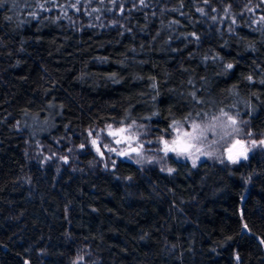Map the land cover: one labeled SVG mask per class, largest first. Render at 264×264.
Listing matches in <instances>:
<instances>
[{
  "label": "trees",
  "instance_id": "1",
  "mask_svg": "<svg viewBox=\"0 0 264 264\" xmlns=\"http://www.w3.org/2000/svg\"><path fill=\"white\" fill-rule=\"evenodd\" d=\"M263 139L264 0H0V264H264Z\"/></svg>",
  "mask_w": 264,
  "mask_h": 264
},
{
  "label": "snow or ice",
  "instance_id": "2",
  "mask_svg": "<svg viewBox=\"0 0 264 264\" xmlns=\"http://www.w3.org/2000/svg\"><path fill=\"white\" fill-rule=\"evenodd\" d=\"M41 7H43V5H41ZM228 68H231L232 65L229 64L227 66ZM249 79H251V77H249ZM223 116L227 117L226 121H222L219 124L217 123H212L209 125H206L204 127H202L200 124H196L193 123L191 126V131H185V132H180L179 135L177 136V138L175 140L172 141L171 146H169L167 141H164V148L163 151L165 153V155H167L169 152H175L178 155H188L191 156V149L192 148H196L197 152H200L201 149L199 147H196L195 142L201 140L202 138L205 137L206 133H213L215 134V130L217 127H220L223 131V136L221 137V139H224L225 137L229 136L232 134V132H238L239 129H237L236 127H234L237 123V121L230 115H228V113H222ZM217 121H219V117L215 118ZM110 131H109V135H117L118 133H123L126 131V129L124 128H120L118 129L116 132L111 131V125L108 126ZM231 128L232 132H229L227 129ZM179 131V130H178ZM89 135H91V133H89ZM93 145L97 144V141L94 139L91 142ZM116 143H120V140H117ZM213 143H215V141H213ZM241 142L239 140L235 141V144L232 145V147L228 148L227 151L229 153L228 159L232 160L233 156L231 155L232 152V148L235 147L237 144H240ZM261 144H264V141H260ZM253 144H255V141H253ZM81 147H83V145H81ZM142 147V146H141ZM97 152H100L99 147H97ZM108 151H115V149L113 148H108ZM132 151H136V149H132ZM117 154H121V153H117ZM202 155H206V156H212L213 153L211 152H201ZM101 155H103V153H101ZM239 155H243L244 158L246 159V155L245 152H241L239 153ZM151 162V161H149ZM193 165L195 166V161H193ZM169 172H172V169H168ZM262 243H264V241H262Z\"/></svg>",
  "mask_w": 264,
  "mask_h": 264
},
{
  "label": "rangeland",
  "instance_id": "3",
  "mask_svg": "<svg viewBox=\"0 0 264 264\" xmlns=\"http://www.w3.org/2000/svg\"><path fill=\"white\" fill-rule=\"evenodd\" d=\"M185 131H191V127L190 128H185V126H178V127H176L174 129V133H173L174 137L171 140H167L169 146H171L172 141L177 138V136L179 135L180 132H185ZM262 141H264V139ZM131 142H132V140L129 139L128 140V143H131ZM163 142L164 141L161 142L162 149L164 148V143ZM195 144H196V147H198L197 146V142H195ZM233 144H235V143L232 142L228 148L232 147ZM256 147H261V148L264 149V144H261V143H255V144H253V142H245V143L237 144L235 147L232 148V152H231V155L233 156V159L232 160L233 161H239V160L243 159L244 156L243 155H239V153H241V152H245V155L247 157V155L254 148H256ZM132 149H135V148H132ZM136 151H137V149H136ZM130 152H134V151L131 150ZM171 153H175V152H171ZM191 153H192L191 156H188V155H178L177 153H175V155H177L178 157H182V159H186V160H190V161H195V163H197V161L200 158L204 157L201 154V152H197L196 151V148L195 147L191 149ZM228 156H229V153L226 150V157L228 158Z\"/></svg>",
  "mask_w": 264,
  "mask_h": 264
}]
</instances>
